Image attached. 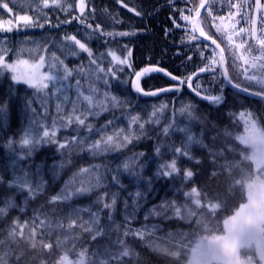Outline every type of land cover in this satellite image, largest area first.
I'll return each instance as SVG.
<instances>
[{
  "label": "trees",
  "instance_id": "obj_1",
  "mask_svg": "<svg viewBox=\"0 0 264 264\" xmlns=\"http://www.w3.org/2000/svg\"><path fill=\"white\" fill-rule=\"evenodd\" d=\"M2 2L12 8L11 13L0 8L5 26L7 21L16 24L21 15L45 23L43 28H25L21 21L11 32L0 30V48L10 49L6 60L14 61L18 54L20 59L38 62L43 55L48 72L49 65L56 63L51 60L54 53L73 72L63 95L52 83L39 92L13 81L11 72L0 75V107L4 108L0 112V264H188L196 243L223 234L227 218L247 201L246 184L255 178L256 170L252 147L245 140L254 127L264 131V100L227 87L220 67L207 62L198 42L165 34L170 13H178L176 9L160 13V0H86L85 23L93 28L99 24L104 32L135 33L111 38L72 20L79 15L78 0H62L64 8L72 5L68 11L51 5L41 11L39 0ZM65 35H76L86 43L93 58L110 51L124 58L127 46L132 68L117 72L119 79L108 77L107 87L102 79L77 75L81 67L90 71L89 57L84 52L63 53ZM110 59L103 57L105 70L112 66ZM153 64L181 80L200 68H215L195 84L207 95L222 97V102L200 100L186 84L178 92L143 97L132 87V73ZM236 64L234 60L230 65L234 71ZM57 71L63 74L59 65ZM244 82L264 93V82ZM140 83L145 91L174 86L157 74L146 75ZM78 93L91 95V107L99 113L85 121L92 125L91 131L75 122L63 123L77 115L84 118L88 105ZM105 94L124 103L115 106L105 100ZM101 102L107 110L100 109ZM132 116L140 118L137 123H130ZM121 129L122 135L116 137L114 132ZM44 131L50 136L43 137ZM25 133L40 143L22 145ZM104 135H114V143L124 146L90 150L88 146ZM73 136L75 145L58 147L57 142ZM123 136L131 142H124ZM176 148L188 156L175 152ZM172 160L179 171L171 177L158 176L160 166ZM124 163L130 164L128 170ZM85 168L93 169V174L82 173ZM97 175L99 187L78 193L80 187L95 184ZM23 180L34 189L43 181V188L32 195L20 188ZM62 193L66 199L52 200ZM113 197L115 205L105 208ZM245 231L256 235L250 226L238 228V233Z\"/></svg>",
  "mask_w": 264,
  "mask_h": 264
},
{
  "label": "snow or ice",
  "instance_id": "obj_2",
  "mask_svg": "<svg viewBox=\"0 0 264 264\" xmlns=\"http://www.w3.org/2000/svg\"><path fill=\"white\" fill-rule=\"evenodd\" d=\"M122 2V0H121ZM60 7L64 11H68L72 8V5H68L67 8H64L62 4V0H39V4L37 7L42 11L43 8L49 7ZM125 8L128 7L127 4L123 5ZM78 12L79 15L72 16V20H78L80 24L84 25L86 29L92 30L95 33H99L102 36H107V37H113L114 35H119V36H131L135 35V33H130V32H120V33H112V32H104L103 29L99 24L93 28L92 24H87L85 23V18H84V13L86 9V0H78ZM0 8L6 9L9 13L12 12V8L9 7L8 2H2L0 0ZM131 11L135 12V9H131ZM136 15H140V13H136ZM23 22V27L28 28V27H37V28H43L45 26V23H41L39 19H33L32 16L29 15H21L18 16L17 18V23L13 24L12 21H7L6 24L9 26H5V22H0V30L4 32H11L13 28L19 27L20 24L19 22ZM47 22V20H45ZM65 23H71V20L65 21ZM175 27H179V25H176L174 23ZM55 27H58V25H55ZM167 31V30H166ZM62 50L63 53L67 55H72V56H77L81 52L87 53L89 57V72H85V69L83 67L79 68L76 70L77 75H92L96 79H102L105 87L109 86V79L108 77L119 79L117 76V72L123 71L125 67L131 69L132 64L130 63L131 57H132V51L131 49H128L127 46H124L126 49V56L122 58L120 55H117L114 51H110L108 53H101L99 57L93 58V51L88 47V45L84 42H82L81 39H78L76 35H65L62 38ZM10 49L6 48H0V75L3 74V71H8L12 73V80L15 81L16 83H24L28 87L36 89L39 92H43V90L48 88V83L45 81H48L53 84V87H56V90L63 95V93L67 90L70 85H68L66 82L68 81L69 77L72 76V69H69L66 65H64V61L60 60L55 54L53 53L51 56V60L55 61L56 63H52L49 65V71L45 73H41L40 69L44 66L45 62V57L41 55L39 57L38 62L29 65L28 61L20 59L19 55L17 54V59L14 61L9 62L6 60V56L8 55V52ZM106 55L110 56L111 59L109 61V64L112 65L109 67L107 70L102 66L103 63V57ZM58 65L62 67L63 74L61 75L59 71H57ZM153 72H160L163 73L164 75L168 76L170 79L176 82L175 87L171 88H161L158 89L154 92H146L144 88L141 86V79L145 77L146 75L153 73ZM134 79L132 81V87L135 90V92L140 93L142 95L148 96V95H157L159 92H167V91H172V92H178L181 90L182 85H187L189 89H191L193 92L196 93V95H200V92H197L196 89L192 88V84L190 82L191 78L188 80H181L179 77L173 76L171 72H168L164 68H160L157 66H149L140 69L139 71H134L132 73ZM77 88H80V81L77 80L76 82ZM59 85V86H58ZM89 91L92 93H96V89L94 88H89ZM78 95L82 96V93H78ZM65 100L67 99L66 96L63 97ZM83 101L86 102L88 107L86 108L85 113H83V117L77 115L74 117H69L65 123V126H70L73 122H75L79 126H86L89 131L92 130V125L85 124V121L89 115H98V112H95L91 105L93 104V98L91 95L88 96H82ZM203 99L212 101L214 104H220L222 102V97L220 96H203ZM105 100L110 101L113 105L119 106L120 104L124 103L123 101L118 100L117 97L115 96H108L105 94ZM59 107V105L57 106ZM100 109L102 111L107 110L106 105L104 102H101L99 105ZM4 111L3 107H0V112ZM183 111V109H182ZM140 118L138 116H132L130 123H137ZM112 121H108V125H111ZM108 125H105L107 127ZM139 127L141 129L144 128V124H139ZM78 131V129H77ZM165 132L168 131L167 128L164 129ZM123 129H121L119 132H114V135L116 137H119L122 135ZM114 135H104L101 136V139L98 141H95L94 143L90 144L88 147L90 150H97L100 149L102 151H107L109 150V147L111 146L113 149L114 148H119L124 146L122 143H114ZM29 133H25V136L21 140L22 145H27V146H36L40 143V140H33L28 138ZM50 133L49 131H44L43 132V137H49ZM51 138L54 140L55 138V133H51ZM191 139V138H189ZM123 141L124 142H131L129 136H123ZM77 137L73 136L71 140H65L64 143H58V147L60 149H65L69 144L75 145L77 143ZM11 146V145H9ZM159 151V149H157ZM175 152L181 153L184 156H188V152L182 151L180 148H176ZM98 168L99 166H94ZM124 170H128L130 168L129 163H124L123 164ZM179 169L177 168V164L175 160H172L168 164H164L160 166V171L157 173L158 176H164V177H171L174 173H177ZM82 173L92 175L93 174V169L85 168L81 169ZM138 175V174H137ZM188 175H191V173H188ZM96 183L95 184H86V186L80 187L77 191L78 193H87L92 190L93 187H99L100 186V179L101 177L97 175L95 177ZM119 183V181H116ZM20 188L21 189H26L28 192H30L32 195H35L39 190L43 188V181H41L40 185L37 186L36 189H34L28 182L27 180H23L20 183ZM137 197L141 196L140 192L135 193ZM67 196H65L63 193L58 196L52 197L53 201H59L61 199H66ZM102 199V197H101ZM116 200L113 197L111 204H104L105 208H111L113 205H115ZM98 215V214H97Z\"/></svg>",
  "mask_w": 264,
  "mask_h": 264
},
{
  "label": "rangeland",
  "instance_id": "obj_3",
  "mask_svg": "<svg viewBox=\"0 0 264 264\" xmlns=\"http://www.w3.org/2000/svg\"><path fill=\"white\" fill-rule=\"evenodd\" d=\"M234 16V14L228 17L218 16L209 20L212 28H222L217 29V32L221 33L222 39L229 43L233 50L237 46L232 40L239 32L235 30L237 21ZM186 20L190 19L186 17ZM258 55L261 58L260 61L258 59L248 61L250 67L256 68V70L264 66L262 50L258 52ZM241 60L245 61L243 58ZM26 61L29 65L36 63L30 60ZM40 72H46L44 66ZM247 79L264 82V75L256 74ZM45 82L50 84L48 81ZM245 141L253 147V162L257 171L256 177L246 184L247 201L236 210L234 215L227 218L223 234L208 236L196 243L188 264H264V177L262 175L264 172V133L254 127ZM241 225L250 226L255 230L256 235H249L248 231L238 233V228Z\"/></svg>",
  "mask_w": 264,
  "mask_h": 264
},
{
  "label": "flooded vegetation",
  "instance_id": "obj_4",
  "mask_svg": "<svg viewBox=\"0 0 264 264\" xmlns=\"http://www.w3.org/2000/svg\"><path fill=\"white\" fill-rule=\"evenodd\" d=\"M198 0H160V13H166L169 11L166 10H177V15H175V12L170 13L171 21L170 25L167 28H164V33H174V36L181 35L183 37L187 36V40L189 43H195L197 40H193L194 33V25H193V15L194 11L198 8L200 5V2L197 3ZM175 2H180L179 4H176ZM254 0H209L208 6L206 7L205 12L203 13L201 19L202 28L209 36L219 41L221 46L223 47L225 51V56L230 63H232L231 54L232 52L238 53L240 56L239 62V68L234 71L232 68L230 71V75L237 83L244 85L245 82H243L244 75L250 74V65L248 64V61H254V59H258V61L261 59L258 55V52L262 50L264 53V13L261 16L260 21V28L258 34L252 33L251 21H252V12H253V6ZM166 9V10H163ZM234 14L236 21H237V28L235 30H238V35L236 38L232 40L234 45L237 46L235 50L230 48L229 43H226L221 36L220 32H217V29L222 28H212L209 24L210 18L214 17H228L230 15ZM186 17H188L190 20L187 21ZM181 21V24L178 20ZM161 23H164V20L161 21ZM174 23L176 25H179V27H175ZM225 29V28H223ZM233 29V28H229ZM167 30V31H166ZM184 39V40H185ZM200 46L204 45V52L207 53L208 59H213L218 61L217 51L216 49L211 48V46L207 44H203L202 41H199ZM207 45V46H206ZM207 50V51H206ZM174 58V60L177 58ZM211 56L213 58H211ZM216 57V58H215ZM249 59H246V58ZM241 58H243L245 61H242ZM207 59V61H209ZM219 62V61H218ZM233 72V73H232ZM237 80L241 81L238 82Z\"/></svg>",
  "mask_w": 264,
  "mask_h": 264
},
{
  "label": "water",
  "instance_id": "obj_5",
  "mask_svg": "<svg viewBox=\"0 0 264 264\" xmlns=\"http://www.w3.org/2000/svg\"><path fill=\"white\" fill-rule=\"evenodd\" d=\"M207 3H208V0H203V4L200 6V8H199L198 11H197V14H196V16H195V18H194V19H195V22H196V26H197L198 18H199V17L201 16V14L203 13V11H204V9H205L204 7H206ZM262 4H263V0H255L254 16H253V28H254V29L258 28L257 25H259V17H260L259 15H260V13H261ZM196 28H198V26H197ZM198 35H199L201 38L205 39L206 42H208L209 44H211L212 46L216 47V49L219 50V52H220V61H221L222 70H223V72H224L225 79H226L228 85H229L231 88H233V89H235V90H238V91H240V92H242V93H246V94H248V95L256 96V97H259V98H261V99H264V95H261V94H257V93H254V92L248 91V90H246V89H243V88H241V87L235 85V84L232 82V80H230V76H229L228 71H227V69H226L224 53H223V50L220 49L221 47H220L219 43H218L217 41H215V40H211V39L205 37V36L199 31V29H198ZM153 66H154V65H153ZM148 67H149V66H148ZM206 72H208V70H206V71H205V70H200V71H198V72L196 73L195 76H200V75H202V74H205ZM153 73L160 74V75L164 76V78H167V79H169V80L172 81V82H175V81H173L172 79H170L168 76L164 75L163 73H160V72H153ZM169 88H171V87H169ZM155 91H156V90H155ZM151 92H154V91H151ZM167 92H168V91H167ZM161 93H165V92H159L157 95H159V94H161ZM193 93L196 95L195 92H193ZM141 95H142V94H141ZM143 96H145V95H143ZM151 96H153V95H148V96H145V97H151ZM154 96H156V95H154ZM196 96L199 97V98H201V99H203L202 97L205 96V95L200 94L199 96H198V95H196ZM203 100H206V99H203ZM207 101H209V100H207Z\"/></svg>",
  "mask_w": 264,
  "mask_h": 264
}]
</instances>
